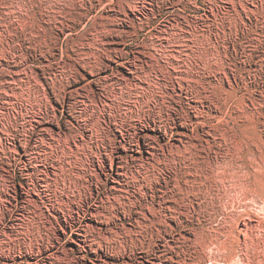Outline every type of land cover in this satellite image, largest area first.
<instances>
[{"label": "rangeland", "instance_id": "1", "mask_svg": "<svg viewBox=\"0 0 264 264\" xmlns=\"http://www.w3.org/2000/svg\"><path fill=\"white\" fill-rule=\"evenodd\" d=\"M0 264H264V0H0Z\"/></svg>", "mask_w": 264, "mask_h": 264}]
</instances>
